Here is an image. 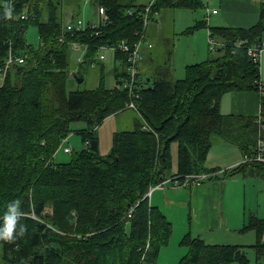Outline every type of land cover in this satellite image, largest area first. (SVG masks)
Listing matches in <instances>:
<instances>
[{"label":"trees","instance_id":"1","mask_svg":"<svg viewBox=\"0 0 264 264\" xmlns=\"http://www.w3.org/2000/svg\"><path fill=\"white\" fill-rule=\"evenodd\" d=\"M62 2L0 0V67L10 50L15 55L29 52L24 63L13 64L0 78V226L10 204L19 213L13 239H0L1 264H152L167 245L172 225L144 197L150 186L169 173L183 177L216 172L205 167L214 137L237 144L245 154L255 150L259 137L264 139V84L259 63L248 54L253 45L264 43V1L258 22L250 27L209 26L206 20L189 27L187 33L208 27L219 40L215 48L210 46L209 53L215 54L187 65L183 78H147L134 99L143 121L133 130L115 132L105 156L90 144L96 140V128L127 109L132 99L125 85L117 84L126 79L127 55L115 54L113 86L102 79L97 88L70 90V43L88 45L85 61L91 63L98 62L103 45L133 44L142 30L140 11L145 4L98 0L108 14L107 24L71 32L63 30ZM201 6L202 0H156L152 12ZM129 9L135 13L127 14ZM10 11L27 18L13 19ZM30 24L38 28V49L27 43ZM61 35L64 43L58 40ZM251 90L262 91L261 124L258 116L222 114L226 93ZM74 121L86 123L77 132L87 147L69 161L55 162L62 140L74 131ZM238 173L264 174V163H241L225 171L230 177ZM241 231H254L257 241L209 244L187 233L182 244L188 250L177 264H250L247 248L254 249L256 264H264V218L251 216Z\"/></svg>","mask_w":264,"mask_h":264},{"label":"rangeland","instance_id":"2","mask_svg":"<svg viewBox=\"0 0 264 264\" xmlns=\"http://www.w3.org/2000/svg\"><path fill=\"white\" fill-rule=\"evenodd\" d=\"M119 1L125 5H136L148 4L150 0ZM202 1L204 2L203 6L194 10L182 7H167L160 9L158 12L151 13L146 28V40L152 43V47L149 48L145 44L142 45L141 53L144 57L145 49H148V59L144 57L145 59L142 58L139 61V68L140 73L143 76V81L147 80L148 77L172 81L175 77L183 78L185 76V66L187 65V62L196 60L193 59L190 50L196 49V47L200 46L201 42L197 39L198 33L199 36H201L202 31H206L207 33L208 30V35L210 33L207 26H202L188 33L186 30L202 20H206L208 25L220 26L219 23H215L214 21V18L216 19L218 16L208 11L216 9L218 12L220 10L218 4L212 3L209 5L211 1ZM91 3L98 8V0H91ZM91 3H85L84 0H63L59 9V14L62 16L64 23L74 21L78 18H82L83 20H88L90 18L95 19L96 15ZM210 19H212V22H210ZM208 35L204 57L203 59H199L200 61H195L194 63L203 62L215 54V52L209 53L210 43ZM26 38L27 43L35 49H38L41 46L36 25L30 24L26 32ZM215 41L218 42V38H215ZM201 48H204V46L201 45ZM263 53L264 50L261 55H263ZM75 56L76 54L73 53V62L71 63L70 72H78V76L84 78V80L78 82L75 76L69 77L68 88L70 90L97 88L102 79H104L107 87H111L116 83L113 70L114 60L110 52L107 53L106 61L98 62L96 65L89 61L78 64L75 60ZM260 68H262L261 60ZM121 70L122 68L119 67V71ZM1 82L0 79V84ZM142 121V116L134 108H127L107 117L94 132V137L98 141L99 154L105 156L110 152L112 138L115 132L133 130L136 125ZM85 126L86 123L84 121H74L71 123V129H74V131H71L67 138L62 140L53 158L55 162L69 161L78 151L87 147L82 134L77 132L78 129ZM65 148H68L70 152H65ZM173 152L172 172L174 173L177 159L176 143L173 145ZM170 175L171 173L167 174L168 177H170ZM261 175H263V177ZM226 180L228 181L226 182ZM217 181H224L223 188L226 187L224 192V195L226 194L225 210L228 211L231 209L232 213L235 214V218L229 219L230 228L225 234L222 233L211 240L209 237L204 238L201 236V238L209 244H254L257 241V234L254 231L242 232L241 228L248 223L251 216L256 215L259 218H264V174L260 173V175H258L252 173L244 175L243 177L237 175L234 178H230V176L226 174H220V178L208 180L204 182V184L206 185ZM184 187L187 186H181V188ZM190 187L191 185L188 186L187 189H190ZM188 197L189 196H183L177 202H174L169 197L168 205L171 207L163 208L167 219L171 222L172 234L167 245L163 247L161 253L152 264H177L180 258L186 254L188 248L186 245L182 244V239L190 232V225H193L192 212H190ZM243 215L244 224L242 225L241 219ZM201 234L205 236L209 233ZM1 255L2 246L0 245V257ZM247 255L250 259V264H256L254 249L247 248ZM227 264L238 263L233 261Z\"/></svg>","mask_w":264,"mask_h":264},{"label":"crops","instance_id":"3","mask_svg":"<svg viewBox=\"0 0 264 264\" xmlns=\"http://www.w3.org/2000/svg\"><path fill=\"white\" fill-rule=\"evenodd\" d=\"M208 1H211L209 5L212 3H217L220 7V10L217 13H212L218 16V18H214L215 23H219L220 26L229 25L231 27H250L258 22L260 16V4L264 0ZM91 5L94 7L97 18V8L93 3H91ZM91 19L92 18L88 20ZM210 22H212V19H210ZM207 35L208 30L207 33L206 31H202L201 36H199L198 33L197 39L201 42L200 46L196 47L197 50H190L193 59H196L195 61H200L199 59H203L204 57V51L207 45ZM201 45H203L204 48H201ZM147 50L148 49H145V58H147ZM261 56V82L264 84V53ZM195 61L187 62V65H190V63L194 64ZM148 79L150 80L151 78L148 77ZM261 97L262 91L251 90L228 92L221 99V112L225 116L233 115L242 117H256L261 111ZM244 154V151L237 144L227 142L220 137H214L213 145L209 150L207 159L205 161V167L208 169H217V171L214 173L225 174V171L231 170L242 163ZM237 175H241L242 177L244 176V174L238 173L231 176L230 178H234ZM227 181L228 180H226V182ZM223 182L224 181H217L206 185L204 183L201 185H191L190 189H187L190 185L184 187L186 188L184 189L181 187L175 188L171 184H167L165 187L154 189L149 201L153 206L158 207L164 213L163 208L171 207L168 205L169 197L174 202H177L183 196H189L188 201L193 219V225H190L189 233H192L194 236L198 235L204 238L209 237L211 240L222 233L225 234V232H227L230 228L229 219L235 218V214L232 213L231 209L228 211L225 210L226 194L224 195V192L226 187L223 188ZM241 221L243 225L244 215ZM201 233L209 234L204 236Z\"/></svg>","mask_w":264,"mask_h":264},{"label":"built area","instance_id":"4","mask_svg":"<svg viewBox=\"0 0 264 264\" xmlns=\"http://www.w3.org/2000/svg\"><path fill=\"white\" fill-rule=\"evenodd\" d=\"M91 0H84L85 3L90 2ZM156 0H150L148 4H145V7L142 8L140 11V15H142V30L138 31L139 39L135 41L133 44L128 42H119L117 44H107L101 46L100 50L98 51V62L106 61L107 53L110 52L112 54L113 60L115 61V54L117 52H123L126 56V79L123 82L125 87L128 89L129 94L131 96V101H129L126 105L127 108H134L138 111L137 105L134 99L139 98V89L141 88V84L143 81V76L140 73L139 68V61L143 58L141 53L142 45H146L147 47L151 48L152 43L146 40V28L150 19V15L152 13V6L155 4ZM212 13H217L216 9L209 11ZM135 10L129 9L127 14L133 15ZM9 17L17 18V19H26L27 15L25 13H21L15 16L12 11H10ZM109 21L108 14L103 6H99L97 8V18L91 20H83L82 18H78L74 21H68L67 23L63 24V30L65 31H85L87 28L97 29L100 26H104ZM58 40L62 43L66 41L64 35H61ZM209 43L212 48H215L218 42L215 41V38L209 33ZM41 45V43H40ZM42 46V45H41ZM40 46V47H41ZM71 50L73 53L76 54L75 60L78 64H81L85 61V56L88 51V45L83 42L73 41L70 43ZM264 50V43L262 45L255 44L253 45L248 54L253 58L255 63H259L261 60V54ZM29 55V52H26L21 55H15L12 50H10L8 58L6 59L5 63L0 67V78H4L7 70L13 64H22L25 62ZM98 62H93L92 64L96 65ZM114 64V63H113ZM76 71L70 72V76H74ZM257 122L261 124V114L259 113L257 117ZM144 128H149V126H144ZM88 143V142H87ZM65 152H70L68 148L64 149ZM247 162H259L264 163V139L259 137L256 142V148L250 153H246L243 156L242 163ZM215 174L220 173H191L187 174L183 177L181 176H172L163 179L157 185H152L147 193L145 194V198L147 197L149 200L151 198L152 192L156 188L165 187L167 184H171L173 187H181V186H188V185H201L207 179L211 178ZM134 210V206L130 207V210L127 213V217H131L132 212Z\"/></svg>","mask_w":264,"mask_h":264},{"label":"clouds","instance_id":"5","mask_svg":"<svg viewBox=\"0 0 264 264\" xmlns=\"http://www.w3.org/2000/svg\"><path fill=\"white\" fill-rule=\"evenodd\" d=\"M8 14L10 15V12ZM18 215L17 207L10 204L7 213L3 217L4 224L0 226V239L8 241L13 239V230L16 226ZM21 230H23L22 226Z\"/></svg>","mask_w":264,"mask_h":264},{"label":"water","instance_id":"6","mask_svg":"<svg viewBox=\"0 0 264 264\" xmlns=\"http://www.w3.org/2000/svg\"><path fill=\"white\" fill-rule=\"evenodd\" d=\"M76 80L78 82H82L84 80V78L82 77H79L78 75L75 76ZM117 84L119 85H122L123 84V81H119ZM91 148L94 150V151H98L99 150V147H98V141L97 140H92L91 141ZM21 264H27L25 262L21 263Z\"/></svg>","mask_w":264,"mask_h":264}]
</instances>
